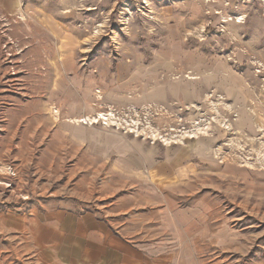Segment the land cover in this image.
<instances>
[{"label": "rangeland", "instance_id": "374dc122", "mask_svg": "<svg viewBox=\"0 0 264 264\" xmlns=\"http://www.w3.org/2000/svg\"><path fill=\"white\" fill-rule=\"evenodd\" d=\"M0 264H264V0H0Z\"/></svg>", "mask_w": 264, "mask_h": 264}, {"label": "crops", "instance_id": "0c3cea01", "mask_svg": "<svg viewBox=\"0 0 264 264\" xmlns=\"http://www.w3.org/2000/svg\"><path fill=\"white\" fill-rule=\"evenodd\" d=\"M197 63L198 62H196L195 64H196V66H197ZM191 79H193V80H197V79H201V77H199V76H197L196 78H191ZM109 116L110 115H107V117H106V115L105 114H99V118L100 119H102L103 121H109ZM99 118H89V117H84V119H78V120H73L74 122H82V123H85V124H92V123H96V122H99ZM103 124H108V122L106 123H103ZM125 161V155L123 156V162ZM125 163V162H124ZM123 169H125V168H123ZM191 224H193V223H191Z\"/></svg>", "mask_w": 264, "mask_h": 264}]
</instances>
